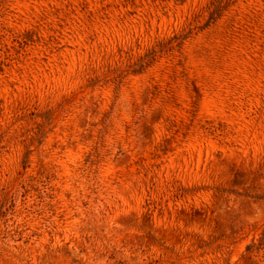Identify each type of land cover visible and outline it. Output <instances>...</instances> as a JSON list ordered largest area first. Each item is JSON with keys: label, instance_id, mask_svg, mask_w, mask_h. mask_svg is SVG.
I'll return each mask as SVG.
<instances>
[{"label": "rangeland", "instance_id": "rangeland-1", "mask_svg": "<svg viewBox=\"0 0 264 264\" xmlns=\"http://www.w3.org/2000/svg\"><path fill=\"white\" fill-rule=\"evenodd\" d=\"M0 264H264V0H0Z\"/></svg>", "mask_w": 264, "mask_h": 264}]
</instances>
